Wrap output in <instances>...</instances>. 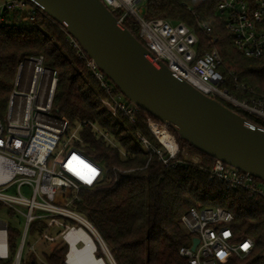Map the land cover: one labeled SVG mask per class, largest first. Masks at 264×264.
Here are the masks:
<instances>
[{
    "label": "trees",
    "instance_id": "obj_1",
    "mask_svg": "<svg viewBox=\"0 0 264 264\" xmlns=\"http://www.w3.org/2000/svg\"><path fill=\"white\" fill-rule=\"evenodd\" d=\"M218 3V0H148L146 17L185 23L198 36L200 55L217 49L221 58L219 69L226 78L223 88L231 95L240 100L264 96V58H247L237 49L234 36L220 16ZM121 15V11L114 12L117 19ZM1 18L0 118L6 115L19 66L30 57L43 56L45 67L55 72L58 79L52 113L65 123L63 141L79 128L80 141L75 147L87 155L71 151L67 159L61 160L64 170L87 188L91 186L92 170L102 179L105 175L102 163L107 170L106 182L96 189L81 191L80 200L74 201L70 209L95 228L116 264H189L180 250L192 245L193 236L183 226L182 218L192 208L217 207L233 214L236 240L251 238L255 242L249 256L244 259L233 256L225 264H264L263 199L255 200L243 190H228L220 181L211 180L206 170L216 160L179 139L172 128L168 129L181 151L198 155L200 166L185 165L186 158L180 155L181 164L166 167L156 152H145L137 134L168 157L148 127L149 120L158 121L138 109L137 122L131 124L121 112L113 116L104 109L98 99L110 96L88 67L90 59L85 53V58L81 57L70 43V35L55 20L52 22L38 13L34 21H25L24 12L19 10H5ZM199 23H206L212 33L201 31ZM123 25L140 40L139 26L133 18H125ZM235 78L249 90L237 88ZM105 80L114 95H122L107 77ZM219 101L264 128L261 120L225 100ZM71 196V192L66 194V198ZM5 208L0 202V212ZM9 215L15 217L11 210ZM67 221L81 227L73 220ZM46 229L47 222L37 220L30 225L29 237L35 240ZM22 234L23 229L8 224L10 258L0 260V264L13 263ZM31 244L28 241L26 248ZM96 244V257L109 264ZM69 250V244L60 240L51 253L43 251L45 261L40 262L28 249L22 264H66Z\"/></svg>",
    "mask_w": 264,
    "mask_h": 264
},
{
    "label": "built area",
    "instance_id": "obj_2",
    "mask_svg": "<svg viewBox=\"0 0 264 264\" xmlns=\"http://www.w3.org/2000/svg\"><path fill=\"white\" fill-rule=\"evenodd\" d=\"M101 1L113 14L122 12L118 19L120 23L123 24L128 16L133 18L139 26L140 41L177 77L187 81L207 96L225 100L264 122V96L240 100L224 89L226 78L219 69L221 58L218 50L213 49L200 55L198 36L185 23H172L166 19H147V4L144 5V0ZM218 1V11L224 18L228 31L234 36L237 49L247 58H264V0ZM5 10L24 12L25 21L32 22L37 14L41 13L54 22L51 17L27 0H2L0 18ZM198 27L207 34L212 33V28L206 23H199ZM63 30L68 35L67 31ZM69 39L70 43L79 50L81 57L85 58L80 45L71 36ZM44 62L43 56H35L26 59L19 66L6 115L0 118V202L15 215L25 219L19 248L12 264H22L26 255L30 225L37 220L46 221L47 229L37 238L36 244L41 241L64 240L69 244L71 252L72 244L67 239V234L76 228H86L79 218L88 221L72 211L70 206L74 201L80 200L81 191L102 186L107 176L105 170L104 179L95 186L87 188L80 180L64 170L61 160L67 159L73 150L84 152L75 147V143L80 141L79 128L63 141L65 123L60 124L49 117L53 110L58 79L55 72L45 67ZM88 67L110 96L109 99L100 98L98 102L107 105L108 111L121 112L131 124H136L138 108L122 95L112 93L105 80L106 76L91 60L88 61ZM235 82H238L237 78ZM237 88L243 91L249 90L245 85L238 83ZM56 123L59 126H56ZM155 125L164 128L174 138L175 152H172L155 134L153 129ZM148 127L163 146L168 157L165 158L163 151L156 150L146 138L137 134L145 152H156L166 167L181 164L183 161L179 159L180 155L186 158L185 165L200 166L201 158L189 151H181L176 137L164 124L149 120ZM58 150V154L52 160L53 166L50 167L49 162ZM102 165L105 169L103 163ZM55 166H58V169H55ZM206 171L211 180L220 181L226 189L243 190L255 200H264V185L255 177L218 160ZM24 186L31 189V197L22 193ZM13 188L16 189V193L10 194L8 191ZM69 192L72 196L66 198ZM21 207L26 211L24 212ZM67 220H73L81 227ZM233 223V214L221 207L202 210L192 208L183 216L182 224L193 236V241L198 239L199 242L194 250L193 242L190 247H183L180 250L181 256L187 259L189 264H225L233 256L246 258L252 253L255 242L251 238L236 240ZM92 228L95 230L93 226ZM0 232L4 234L5 245L0 252V260H8L10 252L7 223L5 228L0 221ZM96 233L98 237L96 235L94 237L104 246L100 235L97 231ZM80 244L78 242L76 246ZM244 245L248 247L245 248ZM34 247L35 244H31L29 248L31 253H35Z\"/></svg>",
    "mask_w": 264,
    "mask_h": 264
},
{
    "label": "water",
    "instance_id": "obj_3",
    "mask_svg": "<svg viewBox=\"0 0 264 264\" xmlns=\"http://www.w3.org/2000/svg\"><path fill=\"white\" fill-rule=\"evenodd\" d=\"M27 1L62 26L128 102L199 152L264 183V128L177 77L101 0Z\"/></svg>",
    "mask_w": 264,
    "mask_h": 264
},
{
    "label": "bare ground",
    "instance_id": "obj_4",
    "mask_svg": "<svg viewBox=\"0 0 264 264\" xmlns=\"http://www.w3.org/2000/svg\"><path fill=\"white\" fill-rule=\"evenodd\" d=\"M154 132L159 137V139L172 151L175 152L176 145L174 142V138L161 126L155 125L154 126ZM103 179L100 177L96 180V182L89 186L90 188L98 184ZM80 219V222L85 229L91 231V234L87 232L84 228H76L72 230L69 234H67V239L72 244V251L69 254L68 257V264H106L104 259H99L96 257V249L97 244L94 235H97L96 231L92 228V226L86 222L85 220ZM4 234L0 232V252L3 251L5 245H4ZM83 243V246L81 248L76 246V243ZM108 256L110 257V260L114 263V260L110 256L109 252L107 251ZM115 264V263H114Z\"/></svg>",
    "mask_w": 264,
    "mask_h": 264
},
{
    "label": "rangeland",
    "instance_id": "obj_5",
    "mask_svg": "<svg viewBox=\"0 0 264 264\" xmlns=\"http://www.w3.org/2000/svg\"><path fill=\"white\" fill-rule=\"evenodd\" d=\"M147 2H148V0H144V5H146L147 4ZM102 106L104 107V109H106L107 110V105H104V104H102ZM113 116H116L117 115V112H111V111H109ZM49 117L50 118H52V119H56L55 117H54V115H53V113H50L49 114ZM56 126H59V124L58 123H56L55 124ZM58 152H59V150L54 154V156L51 158V160H50V162H49V166L50 167H52L53 165H52V160H53V158L58 154ZM55 169H58V166H55ZM105 170H106V168H105ZM106 172H107V170H106ZM107 174V173H106ZM99 178V174H98V172H94V174H93V172H91V173H89V183L91 184V185H93L95 182H96V180ZM107 179V178H106ZM10 194H15L16 193V189L15 188H13V189H11V190H9L8 191ZM22 193L25 195V196H27V197H31V189L28 187V186H24L23 188H22ZM22 208V210L25 212L26 211V209L25 208H23V207H21ZM0 220H2L3 222H5V223H7V224H11L12 226H14V227H17V228H21V229H24V227H25V219L22 217V216H20V215H15V217H12V216H10L9 215V210L7 209V208H5L3 211H1L0 212ZM89 234H91L89 231H87ZM91 236H92V234H91ZM96 240V239H95ZM29 242H31L32 244H35V247H34V249H35V254H36V256L38 257V259H39V261L40 262H44L45 261V256L43 255V251L44 252H46V253H51L52 251H53V249L59 244V242H47V241H41V242H39V243H37L36 244V242H35V240H33V239H31L30 237H29ZM35 242V243H34ZM96 243H98L97 242V240L95 241ZM99 244V243H98ZM83 246V243H81L80 245H79V248H81ZM28 247L26 248V251H28ZM69 252H70V250H69ZM104 252V251H103ZM29 254H31V251H29ZM69 254V253H68ZM105 254V253H104ZM107 257V256H106ZM110 258V257H109ZM107 260H108V263L109 264H114L112 261H111V263H110V261H109V259H108V257L106 258Z\"/></svg>",
    "mask_w": 264,
    "mask_h": 264
},
{
    "label": "crops",
    "instance_id": "obj_6",
    "mask_svg": "<svg viewBox=\"0 0 264 264\" xmlns=\"http://www.w3.org/2000/svg\"><path fill=\"white\" fill-rule=\"evenodd\" d=\"M55 122H58V123H60V124H63V122L62 121H60V120H58V119H53ZM54 231V230H53ZM29 241V240H28ZM35 241H37V239H35ZM39 243V242H38ZM79 247V246H78Z\"/></svg>",
    "mask_w": 264,
    "mask_h": 264
},
{
    "label": "snow or ice",
    "instance_id": "obj_7",
    "mask_svg": "<svg viewBox=\"0 0 264 264\" xmlns=\"http://www.w3.org/2000/svg\"><path fill=\"white\" fill-rule=\"evenodd\" d=\"M92 171H93V174H94V170H92ZM244 247H245V248H247V247H248V245H244Z\"/></svg>",
    "mask_w": 264,
    "mask_h": 264
}]
</instances>
